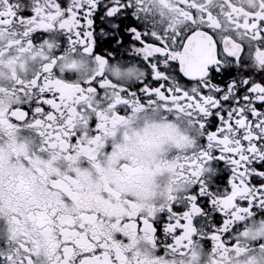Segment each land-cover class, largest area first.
<instances>
[{
    "label": "snow or ice",
    "instance_id": "obj_1",
    "mask_svg": "<svg viewBox=\"0 0 264 264\" xmlns=\"http://www.w3.org/2000/svg\"><path fill=\"white\" fill-rule=\"evenodd\" d=\"M0 264H264V0H0Z\"/></svg>",
    "mask_w": 264,
    "mask_h": 264
}]
</instances>
